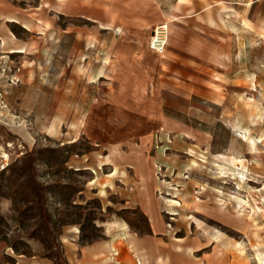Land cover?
<instances>
[{"label": "rangeland", "instance_id": "rangeland-1", "mask_svg": "<svg viewBox=\"0 0 264 264\" xmlns=\"http://www.w3.org/2000/svg\"><path fill=\"white\" fill-rule=\"evenodd\" d=\"M256 205L264 0H0V264H264Z\"/></svg>", "mask_w": 264, "mask_h": 264}, {"label": "built area", "instance_id": "built-area-1", "mask_svg": "<svg viewBox=\"0 0 264 264\" xmlns=\"http://www.w3.org/2000/svg\"><path fill=\"white\" fill-rule=\"evenodd\" d=\"M167 38L166 27L163 25L156 26L149 39V48L157 53H163L166 48Z\"/></svg>", "mask_w": 264, "mask_h": 264}, {"label": "bare ground", "instance_id": "bare-ground-1", "mask_svg": "<svg viewBox=\"0 0 264 264\" xmlns=\"http://www.w3.org/2000/svg\"><path fill=\"white\" fill-rule=\"evenodd\" d=\"M13 51H18V50H13ZM21 51V50H20ZM10 52V51H9ZM241 175H243V173H240ZM239 201L241 202V203H243L244 205H249V202H248V200H246V199H242V198H239ZM255 201V200H254ZM244 205H242V206H244ZM261 210H263L264 211V208H262L261 206H259V205H256L255 206V211L257 212H260ZM262 215H264V213H262Z\"/></svg>", "mask_w": 264, "mask_h": 264}, {"label": "crops", "instance_id": "crops-1", "mask_svg": "<svg viewBox=\"0 0 264 264\" xmlns=\"http://www.w3.org/2000/svg\"><path fill=\"white\" fill-rule=\"evenodd\" d=\"M108 259H110V257ZM140 264H142V263H140ZM143 264H145V263H143Z\"/></svg>", "mask_w": 264, "mask_h": 264}]
</instances>
